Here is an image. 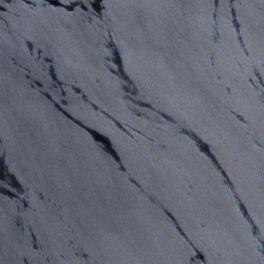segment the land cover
Listing matches in <instances>:
<instances>
[{
    "label": "water",
    "instance_id": "1",
    "mask_svg": "<svg viewBox=\"0 0 264 264\" xmlns=\"http://www.w3.org/2000/svg\"><path fill=\"white\" fill-rule=\"evenodd\" d=\"M0 264H264V0H0Z\"/></svg>",
    "mask_w": 264,
    "mask_h": 264
}]
</instances>
